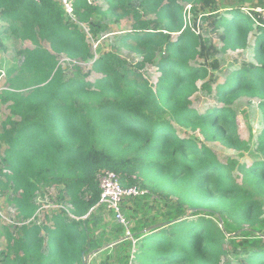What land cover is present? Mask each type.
Returning a JSON list of instances; mask_svg holds the SVG:
<instances>
[{
    "label": "trees",
    "instance_id": "16d2710c",
    "mask_svg": "<svg viewBox=\"0 0 264 264\" xmlns=\"http://www.w3.org/2000/svg\"><path fill=\"white\" fill-rule=\"evenodd\" d=\"M97 1L74 0L75 23L54 0H0L2 31L33 46L16 52L20 64L0 93V199L19 223L33 219L46 189L60 207L54 229L33 221L7 233L0 264H83L114 242L100 254L112 250L119 264H264V19L255 12L264 0H104L105 11ZM113 16L133 21L117 45L140 58L134 65L98 44ZM198 21L221 53L245 50L255 31L253 63L213 88L220 63ZM60 55L92 62L89 72L62 68ZM147 66L159 72L154 87L140 72ZM91 73L100 76L92 83ZM197 83L216 103L202 114L192 109ZM241 98L257 100L262 115L249 167L221 163L206 145L248 150L231 109ZM104 170L148 192L120 206L130 239L115 221L103 224L104 212L113 216L99 205Z\"/></svg>",
    "mask_w": 264,
    "mask_h": 264
},
{
    "label": "rangeland",
    "instance_id": "374dc122",
    "mask_svg": "<svg viewBox=\"0 0 264 264\" xmlns=\"http://www.w3.org/2000/svg\"><path fill=\"white\" fill-rule=\"evenodd\" d=\"M97 4L102 8L103 11L107 9V5L104 0H98ZM189 7V6H188ZM187 13L185 14L186 22L193 18L190 13V8H186ZM256 12L258 10H255ZM227 18H229L227 16ZM114 16L110 17L105 24L108 27L109 33L102 36L99 40L98 44L101 47L103 52L115 50L117 55L121 59L128 60L129 63L132 61V65L136 64L140 61V58L136 56H130L129 52L125 48H118V40L117 38L123 36L125 33L132 30L133 21L130 18H124L119 23H114ZM256 26V24L254 25ZM197 27H203L200 32L202 33L204 38H207L211 41V44L216 48L217 54L214 57V60H217L220 63V70L218 72L212 71L213 76L217 77V83L213 85V88L222 84L224 81V75L227 71H233L234 69H239L243 65L252 64L253 63V51L255 44V35L256 32H252L248 37V45L245 50L236 51V52H227L221 53L219 50L221 49V44L219 43L217 36L211 35L209 29L206 27L204 23L200 21L197 22ZM30 48L33 46L29 42L19 43L16 42L12 37L2 31V22H0V93L8 88L7 86V72L14 68L18 67L20 64V60L16 55V52L20 49ZM62 68L69 69V65L61 63ZM90 65V64H88ZM84 64L82 66V71L84 74L89 72V66ZM148 83L154 87L157 83V79L159 77V72L156 67L147 66L145 69L140 71ZM81 78V74L76 75ZM87 82H94L99 79L100 76L91 73L87 76ZM197 87L199 91L191 98L192 109H194L197 113L202 114L207 109H210L215 103V99L207 97L202 90L201 83H197ZM25 91V90H23ZM221 107V105H217ZM235 113L236 122L238 125V132L240 135V139L248 145V150L239 151L231 145L220 143L218 141L207 143L208 148L216 155L217 159L221 163H227L230 160L236 161L239 164L245 165L249 167L256 159V144L257 137L260 133V129L262 126V115L258 109V101L257 100H248L241 98L237 100L232 108ZM5 116L4 107L0 104V123L3 121ZM179 130V129H177ZM179 136L183 138H190L194 140H198L200 143H205L203 138L199 133L194 134H184L183 131L179 130ZM6 139L0 138V145L5 144ZM4 148V147H3ZM236 176L238 174L235 173ZM166 189V188H165ZM50 191L49 189L44 190ZM56 195V189L54 188L52 195L48 197L47 202L41 198L40 200H35L36 205V213L34 215L35 222L37 225L48 226L54 229L49 222L51 216H55L58 214L59 209H52L50 207L56 206V199H54ZM189 212V211H188ZM263 213H264V201H263ZM190 214V213H189ZM104 217L107 219V223H112L114 217L112 214L108 212H104ZM19 221L16 219L13 208L7 206L5 202L0 199V250H4L6 247V235L10 233L15 236L17 229L19 228ZM110 225L111 228V224ZM110 230V229H109ZM42 236H46L42 233ZM130 239V238H129ZM88 256V255H87ZM86 256V257H87ZM112 250L107 255H99L93 258L92 264H119L114 263ZM85 257L84 263L88 261ZM92 259V258H91ZM90 259V260H91ZM89 260V261H90ZM135 264V263H133Z\"/></svg>",
    "mask_w": 264,
    "mask_h": 264
},
{
    "label": "built area",
    "instance_id": "2783aa9c",
    "mask_svg": "<svg viewBox=\"0 0 264 264\" xmlns=\"http://www.w3.org/2000/svg\"><path fill=\"white\" fill-rule=\"evenodd\" d=\"M20 1H33L35 3H38L39 0H20ZM56 1L59 5H61V7L63 8L65 15L72 21L76 23V18L74 15V8H73V3L74 0H54ZM186 8H189L188 6ZM258 10L257 12L262 16V18L264 19V9H256ZM256 12V11H255ZM82 29L84 30V32L88 35V31L87 29L82 26ZM93 45V49L96 48L97 44H92ZM59 64L64 63L69 65V67H71V64L74 65H79L80 67L84 66V63H75L73 61H70L68 58H66L64 55H60L59 56ZM92 62H89L88 64L91 65ZM86 64V65H88ZM88 65V66H90ZM96 181L98 184V189L100 191V195H99V205H102L105 207V209L107 211H111L113 213L114 216V220L116 223L122 225L126 230V235H129L128 232V227H129V223L125 220L121 210H120V206L122 204L123 201L130 199V198H136V197H141L144 196L146 194H148V192L146 190H142L137 186H132V187H122L119 177L111 172V171H100L97 175H96ZM54 188H51L50 191L47 190L44 192L43 196H38L36 198V200H40L41 198H43V200L45 202H47L48 197H50L52 195ZM52 209H60V207L58 205L56 206H52L50 207ZM33 221H35V219H31L25 223H19V227H21L22 225L25 224H30ZM135 242L133 241V244Z\"/></svg>",
    "mask_w": 264,
    "mask_h": 264
},
{
    "label": "crops",
    "instance_id": "0c3cea01",
    "mask_svg": "<svg viewBox=\"0 0 264 264\" xmlns=\"http://www.w3.org/2000/svg\"><path fill=\"white\" fill-rule=\"evenodd\" d=\"M103 224H104V225L109 224V223H107V219H106L104 216H103ZM101 252H102V251H101ZM101 252L97 251V252H92V253H90V258L88 259V261L86 262V264H92L93 258H95L96 256H99ZM91 258H92V259H91ZM90 259H91V260H90ZM89 260H90V261H89Z\"/></svg>",
    "mask_w": 264,
    "mask_h": 264
},
{
    "label": "water",
    "instance_id": "95a60500",
    "mask_svg": "<svg viewBox=\"0 0 264 264\" xmlns=\"http://www.w3.org/2000/svg\"><path fill=\"white\" fill-rule=\"evenodd\" d=\"M161 225H158V226H154V227H152V228H156V227H160ZM152 228H150V229H152ZM128 238H130V236L129 235H126V238L125 239H128ZM116 243H118V242H114V243H112V244H110V245H108V246H106V247H104V248H102L101 250H99V252H101V251H104V250H106V249H108V248H111L113 245H115ZM87 259H89L90 258V254H88V256L86 257ZM84 260H86L85 258H83V263H84ZM87 262V261H86ZM86 264V263H85Z\"/></svg>",
    "mask_w": 264,
    "mask_h": 264
}]
</instances>
